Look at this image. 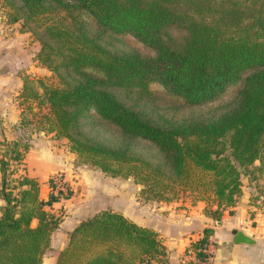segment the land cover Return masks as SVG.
<instances>
[{"label":"trees","instance_id":"obj_1","mask_svg":"<svg viewBox=\"0 0 264 264\" xmlns=\"http://www.w3.org/2000/svg\"><path fill=\"white\" fill-rule=\"evenodd\" d=\"M17 1L11 3L22 24L40 41V61L59 79L47 85L24 76L19 91L36 96L33 83L42 88L48 129L67 136L78 158L133 177L147 194L201 184L213 194L212 218L219 220L221 206L241 192V169L264 165V0ZM103 33L130 34L153 54L110 49ZM154 82L187 105L212 101L229 84L240 87L217 113L174 118L140 102L154 99ZM92 118L110 125L119 141L86 133L82 120ZM18 140L0 141V264H40L65 215L48 206L72 189L55 192L51 177L42 198L34 176L9 177L8 160H22L29 148ZM138 142L154 152L142 153ZM212 232L205 226L192 241L198 257L208 256ZM159 236L119 210L101 209L68 231L52 264H150L166 252Z\"/></svg>","mask_w":264,"mask_h":264},{"label":"rangeland","instance_id":"obj_2","mask_svg":"<svg viewBox=\"0 0 264 264\" xmlns=\"http://www.w3.org/2000/svg\"><path fill=\"white\" fill-rule=\"evenodd\" d=\"M13 1L19 3L17 0ZM16 16H18V12L15 5L11 3V0H0V42L3 40L0 44V73L8 74L12 66H15L19 68L18 72L22 78L24 76L29 77L36 82L38 79H41L42 82L47 85H58L59 79L56 74L40 61L38 54L40 41L31 30H28L26 26L22 24L23 17L18 16L19 18L16 19ZM86 19L88 21V27L95 30L96 25L93 20L88 17H86ZM15 34H20L23 37L22 42L24 50H22L23 54L20 55V60H18L16 56L6 58L9 46L5 45L6 42H4V40L10 38L12 41L13 39L11 37L12 35L15 36ZM100 40L110 49H134L144 55L153 54L150 49L130 34L112 36L103 33ZM19 62L21 64L17 66ZM36 82L33 83V86L34 89L40 92L38 95L34 96L33 91L28 88V91L25 92L24 95L15 93L8 97L9 104L15 101V104H17L20 109L17 120L11 119L10 123L5 125L1 117H3L4 114L11 116L13 112L9 109L6 111L0 109V141L8 144L11 139H19L18 141H20V144L23 142L29 144L28 149L42 144V146H51V148L54 146L58 151L62 152L61 154H64V157L70 163V167L67 169V174L70 176L69 179H64L62 173H54L51 175L52 178L49 177L53 179V189L55 192L59 188L63 191H68L70 186L72 192L69 197L74 195V199L79 200L85 197L86 194H89L90 189H92V192H95L96 189V195L106 194V199L109 203H112V199L118 196L124 201L126 199L124 194L131 192L137 195L138 204H141V206L139 205L141 207L139 213L144 215L146 210L149 209L155 213L153 218L157 222L161 220L159 216L162 215H169L174 218L191 215L193 217H208L212 223H216L217 220L215 221L212 217L217 215L215 213L216 211H214L217 204L213 200L211 191L204 189L201 184L188 186H186L187 184L179 185L177 186L179 188L176 192L166 191L165 196L147 194L142 191V184L137 183L133 177L111 175L109 172L101 170L98 166L78 158L77 153L71 150V140L67 136L57 134L55 131L48 129L50 120L47 117L51 115L47 112L49 111V106L41 92L42 88L37 87L38 83ZM239 87V82L229 84L221 96L216 99L203 104L187 105L180 99L168 95L162 85L154 82L150 85V88L155 94L154 99L147 101L142 100L140 102H144L149 110L161 112L164 115L173 116L174 118H180L190 114L208 115L212 112L217 113L222 110V106L234 97ZM1 89L10 91V88L6 87L5 84L0 88V91ZM6 104L7 103L4 102L5 106ZM82 129L88 134L95 133L100 137H98L99 139H105L113 143L119 141V139H117L118 135L113 131L112 127L103 121H99L98 118L83 119ZM2 137L7 138V140ZM36 143L38 144L36 145ZM4 146L0 145L1 148ZM134 147L146 155H151L154 152L152 147L149 145L143 146L141 142L135 144ZM4 154L5 153H2L1 155ZM10 155H12L10 151H6L5 156L9 158ZM8 161L10 169L9 177L17 178L20 174L26 173V165L23 159H10ZM240 179L241 192L235 197L233 204L221 206L219 220H221L222 217L237 214L241 217H254L257 211H264V165H258L256 167L251 166L250 170L241 169ZM47 182L49 183V179ZM98 188L101 192L100 190L98 191ZM113 191L118 192H115L116 194L113 195ZM110 198L112 199L109 200ZM140 218H143L142 221L145 220V217ZM165 223L168 225L173 222L169 220ZM196 229L200 230V233L196 231L193 237L190 236L180 256H170L169 253L172 251V248L169 246L168 250L165 249V254L152 259L150 264H208V257L206 256V259L198 257L196 255L197 248L192 245V241L202 236L203 228L197 227ZM197 234H200L199 237ZM159 238L162 241L166 239L161 235ZM173 238V236L168 237L166 246L169 245L171 241H174ZM181 256L184 258L183 260L180 259ZM52 257L53 253H49L48 249L45 256L46 262H41L40 264H48Z\"/></svg>","mask_w":264,"mask_h":264},{"label":"crops","instance_id":"obj_3","mask_svg":"<svg viewBox=\"0 0 264 264\" xmlns=\"http://www.w3.org/2000/svg\"><path fill=\"white\" fill-rule=\"evenodd\" d=\"M11 38L13 39L12 41L10 38L4 40L6 42L5 45L9 46L6 58L16 56L20 60V55L23 54L22 50H24L23 37L20 34H15ZM20 64L19 62L17 66ZM18 70L19 68L12 66L8 74L0 73V88L4 84L10 88V91L2 89L0 91V109L5 111L9 109L13 112L11 116L4 114L1 117L5 125H8L11 119L17 120L20 112L15 101L9 104L8 100L10 95L19 93L22 86L23 78ZM4 102L7 103L6 106ZM61 153L54 146L51 148V146H42V144H39L37 147L28 149L24 154L25 172L37 179L39 183V196L42 198H46L50 191L47 180L51 175L54 173H62L64 179H69L70 175L67 174V169H69L70 163L66 160L64 154L62 155ZM115 192L118 191H113L112 194H116ZM86 195L79 200L74 199V195L67 198L61 197L48 206L55 212L60 209H63L65 212L59 225L53 230L50 236L49 253H53V257L48 264H52L55 261V256H57L59 249L66 244L68 231L73 229L80 220L93 215L101 209L107 208L119 210L127 217H132L131 219L134 221L157 230L163 238H166L163 240L165 246L168 237L173 236L174 241H171L166 246V250H168L169 246L172 248V251L169 253L170 256L178 257L181 255V251L185 249L190 236L193 237L196 231L200 233V230L196 229L197 227L204 228L205 226H210L213 232L209 237L214 241L210 261L215 264H264V211H257L254 217H241L239 214L222 217L221 220L216 221L215 219V224L208 217H193L191 215L178 218L162 215L159 216L161 220L157 222L153 218L155 214L153 211L147 209L144 215L139 213L141 211V204H138L139 201H137L138 199L135 193L132 194L129 192L128 194H124L126 197L124 201L119 196L115 199L110 198L109 200L112 199V203L108 202L106 194L97 196L96 189L95 192H92V189H90V193ZM2 203L3 199L0 196V205ZM140 217H145V220L142 221L143 218ZM169 220L173 223L166 225L167 223L165 222ZM33 223H35V220H33ZM232 228L242 229L255 238L256 242L252 244L234 242V236L231 233ZM199 235L197 234L198 237ZM45 256L46 254L43 257V263L46 262ZM180 259L183 260L184 258L181 256Z\"/></svg>","mask_w":264,"mask_h":264},{"label":"water","instance_id":"obj_4","mask_svg":"<svg viewBox=\"0 0 264 264\" xmlns=\"http://www.w3.org/2000/svg\"><path fill=\"white\" fill-rule=\"evenodd\" d=\"M231 233L233 234V240L234 242H240V243H247L252 244L255 243L256 240L251 235L247 234L245 231H243L240 228H232Z\"/></svg>","mask_w":264,"mask_h":264},{"label":"built area","instance_id":"obj_5","mask_svg":"<svg viewBox=\"0 0 264 264\" xmlns=\"http://www.w3.org/2000/svg\"><path fill=\"white\" fill-rule=\"evenodd\" d=\"M55 181H56V179H55ZM213 246H214V241L210 238V237H208V241H207V243H206V252L208 253V261H210V255H211V251H212V249H213ZM213 264H215V263H213Z\"/></svg>","mask_w":264,"mask_h":264}]
</instances>
